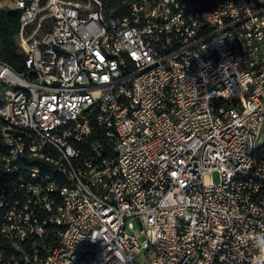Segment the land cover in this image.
Returning a JSON list of instances; mask_svg holds the SVG:
<instances>
[{"label": "built area", "instance_id": "1", "mask_svg": "<svg viewBox=\"0 0 264 264\" xmlns=\"http://www.w3.org/2000/svg\"><path fill=\"white\" fill-rule=\"evenodd\" d=\"M4 8L0 264H264V0Z\"/></svg>", "mask_w": 264, "mask_h": 264}, {"label": "trees", "instance_id": "2", "mask_svg": "<svg viewBox=\"0 0 264 264\" xmlns=\"http://www.w3.org/2000/svg\"><path fill=\"white\" fill-rule=\"evenodd\" d=\"M74 1V0H65ZM106 3V10L113 9L119 14L124 11V6L131 0H102ZM182 2L194 1L201 9H209L214 0H179ZM20 11L13 8L0 9V62L9 66L15 72H21L24 69L23 55L18 51L14 36L19 29ZM4 86L0 84V106L1 92ZM7 243L0 234V249H6Z\"/></svg>", "mask_w": 264, "mask_h": 264}, {"label": "rangeland", "instance_id": "3", "mask_svg": "<svg viewBox=\"0 0 264 264\" xmlns=\"http://www.w3.org/2000/svg\"><path fill=\"white\" fill-rule=\"evenodd\" d=\"M11 1L12 0H0V5L7 4L10 6ZM74 1L83 2L85 0H74ZM258 143H259V145L264 146V130H262V132L258 138ZM210 178H211L212 182H214V183L218 182V176L216 173H213Z\"/></svg>", "mask_w": 264, "mask_h": 264}]
</instances>
